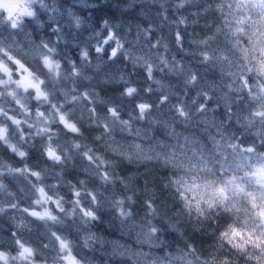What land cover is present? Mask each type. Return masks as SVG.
Wrapping results in <instances>:
<instances>
[{"label": "clouds", "instance_id": "obj_1", "mask_svg": "<svg viewBox=\"0 0 264 264\" xmlns=\"http://www.w3.org/2000/svg\"><path fill=\"white\" fill-rule=\"evenodd\" d=\"M0 264H264V0H0Z\"/></svg>", "mask_w": 264, "mask_h": 264}]
</instances>
